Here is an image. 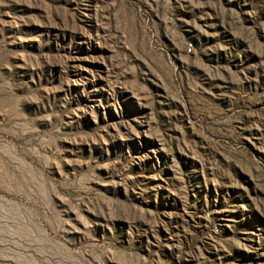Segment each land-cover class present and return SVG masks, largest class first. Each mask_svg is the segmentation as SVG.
Returning a JSON list of instances; mask_svg holds the SVG:
<instances>
[{"label": "rangeland", "instance_id": "374dc122", "mask_svg": "<svg viewBox=\"0 0 264 264\" xmlns=\"http://www.w3.org/2000/svg\"><path fill=\"white\" fill-rule=\"evenodd\" d=\"M0 264H264V0H0Z\"/></svg>", "mask_w": 264, "mask_h": 264}]
</instances>
